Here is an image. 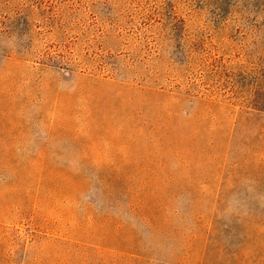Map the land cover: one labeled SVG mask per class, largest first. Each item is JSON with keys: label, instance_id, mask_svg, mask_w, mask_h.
Returning <instances> with one entry per match:
<instances>
[{"label": "rangeland", "instance_id": "374dc122", "mask_svg": "<svg viewBox=\"0 0 264 264\" xmlns=\"http://www.w3.org/2000/svg\"><path fill=\"white\" fill-rule=\"evenodd\" d=\"M0 264H264V0H0Z\"/></svg>", "mask_w": 264, "mask_h": 264}]
</instances>
